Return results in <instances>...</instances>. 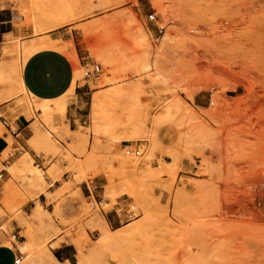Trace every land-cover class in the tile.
Wrapping results in <instances>:
<instances>
[{
	"label": "rangeland",
	"instance_id": "obj_1",
	"mask_svg": "<svg viewBox=\"0 0 264 264\" xmlns=\"http://www.w3.org/2000/svg\"><path fill=\"white\" fill-rule=\"evenodd\" d=\"M151 1L0 0L10 20L0 25V162L16 165L0 185V246L32 257L70 242L67 264H264V5ZM65 11L72 18L54 25ZM165 33L159 69L147 67L143 52L154 54ZM48 36L73 51L74 83L36 126L39 112L22 110L33 98L17 69L23 47ZM91 63L100 71L86 78ZM76 84L85 105L70 129L65 105ZM97 95L105 105L93 134ZM19 115L31 123V153L1 122ZM198 126L206 139L186 134Z\"/></svg>",
	"mask_w": 264,
	"mask_h": 264
},
{
	"label": "crops",
	"instance_id": "obj_2",
	"mask_svg": "<svg viewBox=\"0 0 264 264\" xmlns=\"http://www.w3.org/2000/svg\"><path fill=\"white\" fill-rule=\"evenodd\" d=\"M9 22V18H6L4 13H0V25L2 26ZM47 42H52L58 47L44 45V43ZM27 46L29 49L24 58L22 57L21 59L20 77L29 96H33V98L37 100L43 99L49 101L65 98L74 83V69H72L71 66L72 60L65 53L67 50L65 49L64 43L59 38H51L48 36L42 39L36 38V41L28 43ZM79 88L80 87L76 84L73 89L74 96L69 98L65 105V117L68 120L70 129L71 126L75 124L76 118L80 116V111L85 105V92L79 90ZM30 124L31 123L24 115H19L13 120V123H8L10 129L11 126H13V129L9 130L6 126L5 128L15 142L24 150L31 153L32 151L27 144L28 140L33 136V130ZM6 145V135L3 134L0 136V149ZM39 159L42 161L41 155ZM24 161L28 162L26 157L21 160L22 166ZM11 164L15 165L14 163ZM6 171L3 172L1 181L6 179L7 176H10L8 172V175L6 174ZM28 183H30L29 180ZM39 195H42V193ZM24 241V239L21 240V242ZM17 254L18 251H13L11 246H0V264H13V258L17 256ZM52 256L59 262L70 263V260L75 256L74 245L70 242H61L54 248Z\"/></svg>",
	"mask_w": 264,
	"mask_h": 264
},
{
	"label": "bare ground",
	"instance_id": "obj_3",
	"mask_svg": "<svg viewBox=\"0 0 264 264\" xmlns=\"http://www.w3.org/2000/svg\"><path fill=\"white\" fill-rule=\"evenodd\" d=\"M32 1H34V0H32ZM151 2L153 4H155L156 6L159 5V2L157 0H152ZM247 2L249 4H251V6L264 5V0H248ZM161 11L163 13L166 12L164 9H161ZM71 18H72V14L70 13V11H65L64 13H61V15H59L56 18L54 25L65 23L66 21L70 20ZM169 39H170L169 34L165 33L162 36V38L160 40V45L158 46V48H157V50L155 51L154 54L150 53V49H148V48L145 49V51L143 52V57L146 58V60H147V63L145 64L147 67H153L154 69L155 68L159 69L160 62L162 61L163 52L168 50V41H169ZM44 45L58 47L56 44H53L52 42L44 43ZM28 49H29L28 46H24L23 47L21 55H20L21 59H22V57L24 58V56L26 55ZM65 53L68 55V57L70 59H74L73 51H65ZM210 55H211V58H213L214 60H219V63L217 64L219 69H221L222 71H226V70L231 69L230 67L226 66L224 62H222L223 59L219 55H217V53H215V54L211 53ZM151 57H152V59H151ZM149 59H151V60H149ZM160 72L161 71H159V73ZM16 81H17L18 87L26 95H29V93L25 89L24 84L22 82V79L20 77V66H18V69H17ZM7 96H8V94H7ZM31 97L33 98V96H31ZM63 99L64 98H60L58 100H54L55 102H54V105L52 106V105H50L48 103L49 100H43V99L42 100H37V99L33 98V104H29V103L25 104V106H24V108H22V110H23L24 113H29L30 111L34 112V110H37L39 112L40 118H37V122L35 124H36V126H38V124L42 125L43 122L50 121V119L52 118L53 110H55V109L59 110V109L62 108ZM246 99H245V101H246ZM104 105H105L104 97H102L101 95H97V96L93 97V99H92V112H91L92 124H91V126H89V131L92 132L93 134L98 132L99 129H100V124L103 121L102 111H103ZM247 108H250L249 105L245 106V109H247ZM245 124H246V122H245ZM200 125H201V123H200ZM260 130H259V132L257 130V132L260 133ZM251 132H252V130H251ZM186 134L188 136H194V138L199 139V140H204V139H206L208 137V133L206 131V127L205 126L204 127H202V126L195 127L192 132H189V133H186ZM247 152H249V151L247 150ZM1 166H2V164H1ZM3 167H5V166H3ZM7 167L10 168L11 173H13L15 175L16 166L11 164L10 166H7ZM23 167H25V169L33 171L32 169L28 168V165H27L26 161L23 162ZM39 177H40L39 171H36V173H34L33 180L36 181L37 179H39ZM2 198L3 197L0 198V204H3L2 203L3 202ZM1 210H3V208H1ZM36 212H40V208H37ZM36 215H37V213H36ZM102 237L106 238V233H103ZM20 247L23 248L24 250L30 252V251L33 250L34 244L31 243V242L27 243V242L24 241V242H22V244H20ZM28 257H29V254L27 256L23 255V259H26ZM67 263L68 262H65V264H67ZM23 264H58V261L51 254H49L46 251H43L42 253L35 254L32 257H29L28 260L25 261Z\"/></svg>",
	"mask_w": 264,
	"mask_h": 264
},
{
	"label": "built area",
	"instance_id": "obj_4",
	"mask_svg": "<svg viewBox=\"0 0 264 264\" xmlns=\"http://www.w3.org/2000/svg\"><path fill=\"white\" fill-rule=\"evenodd\" d=\"M154 16H155L154 13H149V14H147V18H148V19H153ZM99 71H100V65H99L98 63H91V64H89V65H86V64H85V65H84V70H83V76L86 77V78H88V77H91V76L97 74ZM1 122H2V124H3L4 126L8 127L9 130L12 129V128L10 129V127L8 126V123H7V121H6L5 119H2ZM134 153H135L136 155H139V153H140L139 149H135ZM35 156H36V157H40V154L36 153ZM0 163L2 164V162H0ZM2 165H3V164H2ZM4 171H5V168L2 167V168L0 169V182H1V179H2V177H3V172H4ZM95 203H98V202L95 201ZM90 205L93 206V203H90ZM126 216H127V218H128L129 220H131V219H133V218L135 217V215H134V211H133V206H131V207L128 209V211L126 212ZM10 238H11V240H16V239L18 238V237H17V233H11ZM22 259H23V255H22V253L19 251L18 254H17V256H14V258H13V264H19V263L21 262Z\"/></svg>",
	"mask_w": 264,
	"mask_h": 264
}]
</instances>
